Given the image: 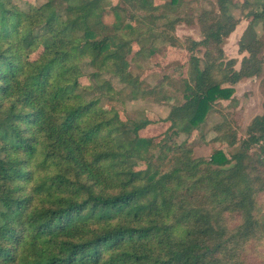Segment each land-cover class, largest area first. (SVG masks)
Segmentation results:
<instances>
[{
	"label": "trees",
	"instance_id": "obj_1",
	"mask_svg": "<svg viewBox=\"0 0 264 264\" xmlns=\"http://www.w3.org/2000/svg\"><path fill=\"white\" fill-rule=\"evenodd\" d=\"M120 1L128 9L109 0H46L21 10L0 0V264H243L246 244L264 239L257 202L264 115L245 140L221 135L233 148L229 158L215 150L194 159L172 136L190 138L211 105L230 98L222 85L259 74L263 48L253 24L264 5L248 11L250 44L239 45L248 58L232 74L221 46L237 24L230 14L237 3L216 0L197 16L202 39H186L187 50L201 47L202 57L190 56L183 103L164 119L169 137L154 143L139 134L151 121L120 122L79 92L85 75L108 92L100 79L108 69L136 82L126 71L132 44L139 46L133 58L181 48L174 27L183 20L158 13L180 1ZM82 64L93 73L84 75ZM136 162L145 167L133 170ZM224 213L240 218L234 229H226Z\"/></svg>",
	"mask_w": 264,
	"mask_h": 264
},
{
	"label": "rangeland",
	"instance_id": "obj_2",
	"mask_svg": "<svg viewBox=\"0 0 264 264\" xmlns=\"http://www.w3.org/2000/svg\"><path fill=\"white\" fill-rule=\"evenodd\" d=\"M13 7L21 10L25 9V3L41 5L46 0H6ZM180 3L174 11L159 9L164 17L171 21L181 18L183 22L174 27V36L178 39L181 48H166L161 50L160 55L156 54L151 58L136 57L133 55L138 51L139 46L132 44L125 61L126 71L131 78L136 81L129 83L123 77L114 76L109 73V69L100 74V79L106 81L109 91L95 86L85 74L93 73L87 65L82 64L81 72L85 75L80 78V93L84 92L87 98H97L96 107L102 112H112L116 114L118 121L127 124L140 123L144 120L151 121L153 124L149 128L139 132L142 137L153 138L154 143H158L163 137L167 140L169 133H166L168 122H164L171 107L179 106L183 103L182 84L187 80L188 64L191 55L201 59L203 48L187 50L188 40L200 41L202 35L197 24V16L202 11L214 9L216 0H178ZM233 1V0H232ZM234 7L230 14L237 20L234 30L223 40L221 46V64L233 61L232 69L226 71L230 73L239 72L241 62L248 58L246 52L239 50V45L250 44V38L244 37L243 32L250 20L248 11L261 12L264 0H234ZM256 2V4H255ZM120 6L128 9L120 0H109V7ZM102 22L106 27L113 23V14L109 11L104 12ZM255 39L262 45V50L256 55L260 60V72L257 76L242 77L239 81L231 84L222 85L231 89L232 94L228 100L215 102L211 105L203 124L194 130L190 138L184 135L172 139L177 144L186 142L191 149L194 159H209L213 151L221 150L225 158H229L233 148H226V143L221 139V135L235 138L236 142L247 139L248 127L256 117L264 115V15L262 19L253 24ZM242 39V40H241ZM164 52V53H163ZM162 54V55H161ZM221 65V67H222ZM201 66V64H200ZM229 73V74H230ZM102 94V96H98ZM222 124V134L213 131V127ZM187 140V141H185ZM256 150V147L253 148ZM251 149V151L253 150ZM264 163V150L262 151ZM144 163L136 162L133 170H142ZM259 210L258 217L264 222V194L257 199ZM226 229H234L240 222V218L235 214H222ZM241 257L243 264H264V239L260 241L251 240L245 248Z\"/></svg>",
	"mask_w": 264,
	"mask_h": 264
}]
</instances>
